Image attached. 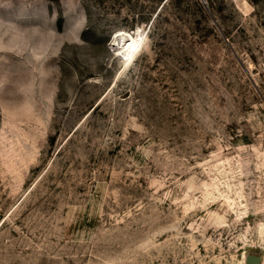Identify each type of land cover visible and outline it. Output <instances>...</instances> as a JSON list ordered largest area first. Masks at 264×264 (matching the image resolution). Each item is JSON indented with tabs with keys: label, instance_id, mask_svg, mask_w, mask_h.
<instances>
[{
	"label": "rangeland",
	"instance_id": "rangeland-1",
	"mask_svg": "<svg viewBox=\"0 0 264 264\" xmlns=\"http://www.w3.org/2000/svg\"><path fill=\"white\" fill-rule=\"evenodd\" d=\"M249 255L264 0H0V264Z\"/></svg>",
	"mask_w": 264,
	"mask_h": 264
},
{
	"label": "bare ground",
	"instance_id": "bare-ground-1",
	"mask_svg": "<svg viewBox=\"0 0 264 264\" xmlns=\"http://www.w3.org/2000/svg\"><path fill=\"white\" fill-rule=\"evenodd\" d=\"M140 37V36H139ZM124 40V43L122 45L123 47V56L127 55L128 57L138 50L139 47V40L135 35L132 36H122L120 38L119 44H121V41ZM123 42V41H122Z\"/></svg>",
	"mask_w": 264,
	"mask_h": 264
},
{
	"label": "water",
	"instance_id": "water-1",
	"mask_svg": "<svg viewBox=\"0 0 264 264\" xmlns=\"http://www.w3.org/2000/svg\"><path fill=\"white\" fill-rule=\"evenodd\" d=\"M246 263L247 264H261L262 263V257L261 256H255V255H249L246 257Z\"/></svg>",
	"mask_w": 264,
	"mask_h": 264
},
{
	"label": "snow or ice",
	"instance_id": "snow-or-ice-1",
	"mask_svg": "<svg viewBox=\"0 0 264 264\" xmlns=\"http://www.w3.org/2000/svg\"><path fill=\"white\" fill-rule=\"evenodd\" d=\"M119 35V34H118Z\"/></svg>",
	"mask_w": 264,
	"mask_h": 264
}]
</instances>
